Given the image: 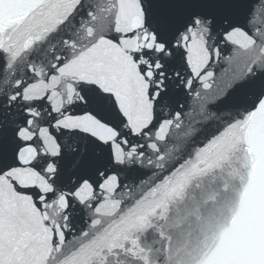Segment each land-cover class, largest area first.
<instances>
[{
	"label": "snow or ice",
	"instance_id": "obj_1",
	"mask_svg": "<svg viewBox=\"0 0 264 264\" xmlns=\"http://www.w3.org/2000/svg\"><path fill=\"white\" fill-rule=\"evenodd\" d=\"M0 264H264V0H0Z\"/></svg>",
	"mask_w": 264,
	"mask_h": 264
}]
</instances>
